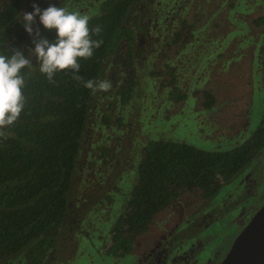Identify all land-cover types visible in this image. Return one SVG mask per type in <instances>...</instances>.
Segmentation results:
<instances>
[{
	"label": "rangeland",
	"instance_id": "374dc122",
	"mask_svg": "<svg viewBox=\"0 0 264 264\" xmlns=\"http://www.w3.org/2000/svg\"><path fill=\"white\" fill-rule=\"evenodd\" d=\"M195 1L152 0L147 7H136L144 28L135 39L132 67L127 73L121 72V64L115 66L108 61L96 80H107L112 87L106 92L92 93L87 125L67 192L65 218L42 264H128L127 255L115 262L101 253L105 241L99 235H108L107 226L119 215V198L128 192L122 188L128 187L125 175L133 171L136 177V162L144 144L149 139L160 138L206 151L224 150L237 139H244L259 123L264 114V75L256 71V62L251 59L255 43L262 45V40L261 43L258 40L259 30L252 24L258 12L245 17L241 24L245 29L248 26L244 47L236 48V40L241 38L234 22L229 20L236 14L220 22L204 1L200 5L204 14L198 15ZM57 3L69 11L87 15H91L95 6L94 0H82L79 4L53 0L50 4ZM162 9L167 11L166 18ZM136 10L130 12L127 24L133 23ZM155 10L157 17L160 15L156 26L151 21ZM260 12H264V0ZM193 15L196 16L191 31L194 35L187 40L185 48L171 47L164 58L160 57L165 46L161 47L157 39L170 40L179 22L190 20L191 24ZM206 21L209 27H205ZM204 32L207 39L201 40L199 36ZM111 69L117 73L115 79L108 76ZM170 70L178 92L184 95L182 99L170 97ZM130 73L134 83L126 96L121 92L120 96H124L121 100L117 92L130 79ZM203 91L213 98L209 108L201 105ZM101 116L107 117L105 127L100 126ZM106 151L113 154L107 164L104 163ZM114 189L117 191L112 194L114 200L104 201L106 193ZM263 203L264 146L237 177L222 184L208 199L198 192L181 193L154 216L148 232L136 239L140 248L136 247L134 252L140 254L141 248L152 246L151 237L157 239L155 228L161 223L162 228L171 230V238L165 245L169 257L185 253V264H218L232 240ZM100 241H103L101 246Z\"/></svg>",
	"mask_w": 264,
	"mask_h": 264
},
{
	"label": "trees",
	"instance_id": "16d2710c",
	"mask_svg": "<svg viewBox=\"0 0 264 264\" xmlns=\"http://www.w3.org/2000/svg\"><path fill=\"white\" fill-rule=\"evenodd\" d=\"M134 1L94 0L89 27L101 26L93 39L103 42L91 58L79 60L81 69L76 75L82 80L63 70L54 76V83L39 71L40 61L30 52L36 37L24 31L22 21L33 4L44 10L53 0L0 1V55L19 50L32 63L31 69L22 70L25 108L19 120L4 129L7 139L0 138V264H42L53 247L65 218L67 192L92 99V90L84 82L95 81L104 61H115L117 54L130 68L133 31L124 20ZM254 23L264 26V17ZM33 28L39 29L42 38H56L55 30L45 29L38 16ZM262 50L260 63L264 66V47ZM170 94L176 100L184 97L175 86ZM202 98L201 105L211 107L210 93L203 91ZM263 146L264 118L248 138L224 150L206 151L183 142L149 139L136 162V177L133 175L125 188L128 192L119 198V215L109 229L105 252L113 256L129 253L153 217L181 193L198 192L205 199L215 195Z\"/></svg>",
	"mask_w": 264,
	"mask_h": 264
},
{
	"label": "clouds",
	"instance_id": "9594fccd",
	"mask_svg": "<svg viewBox=\"0 0 264 264\" xmlns=\"http://www.w3.org/2000/svg\"><path fill=\"white\" fill-rule=\"evenodd\" d=\"M32 11L22 15L23 28L33 39L34 53L40 61L39 71L49 82L54 83V76L63 70H70L74 78L82 80L76 75L81 65L80 59H89L94 49L99 48L102 40L93 39L102 31L101 26L89 27L91 17L79 11H69L64 7L48 6L41 10L36 4ZM45 29L55 30L56 38L50 41L40 37L38 28L34 30L36 17ZM30 59L19 50H12L10 56L0 55V138L7 139L4 129L13 126L20 118L26 104L23 89L25 76L22 70L31 69ZM84 87L96 91H108L112 85L107 80H87Z\"/></svg>",
	"mask_w": 264,
	"mask_h": 264
},
{
	"label": "flooded vegetation",
	"instance_id": "af4514ba",
	"mask_svg": "<svg viewBox=\"0 0 264 264\" xmlns=\"http://www.w3.org/2000/svg\"><path fill=\"white\" fill-rule=\"evenodd\" d=\"M71 1L73 2V0H71ZM81 1L78 2V3L77 2H74V3L79 4V3H81ZM169 1H170V3L172 2V0H169ZM201 1H204V3L206 2L207 5L205 7L206 8L207 7L208 8H211V10H212V16H215V19L217 17V19H219L220 22H225L226 20L229 19V16L233 17V15L236 14L234 16V19L232 18L233 20L232 19H229V20H231V21L234 22L233 23L234 28L235 29H238V30H236L237 36L241 38V41H237L236 40V48H242V47H244V41H243L244 39H243V37H244L245 33L247 32L248 26L245 29V28H243L241 26V24L245 20V17L247 15L252 14V13L258 12L257 14H259V15L257 17H255V18H253L252 24H253V26H256L257 29L259 30V32H258L259 33L258 40H259L260 43H261V40H262V45L259 46V45H257L255 43L256 48H255L254 51H252V55H251L252 58L251 59H252V61L254 59V62H256L255 65H254L256 71L261 72L264 75V66L260 63V58H261L260 57V50L262 52L263 51L262 48L264 47V26L262 24L261 25H257V24L254 23V20L257 19L258 17H264V12H260L261 11V0H197L194 3V7L199 8V9H197L198 10V12H197L198 15H201V13L204 14V12L202 11V9L200 10V5H202V2ZM151 2H152V0H135L133 2V4L131 5V7H130L128 13H127V16L125 17L124 22H125L126 26L133 31V42H132V48H131L132 49L131 50L132 51L131 60L133 58V56H132L133 55V52H134L133 46L135 44L136 36H137L139 30L142 29V28H144V26L142 24H140V22L138 20V18H141L142 16L137 13L136 7L137 6L147 7ZM250 5H252L253 8ZM239 6H241V10L238 9ZM95 7H96V3H95V6L93 7L94 10H95ZM133 8H135V10H136V14L132 18L133 23L127 24V19H128L129 15H130V12L132 11ZM94 10L92 11L91 15H89V16L94 15ZM162 10L164 11V16L166 18V16H167V13L166 12L167 11L164 10V9H162ZM153 16L154 17H152V20L151 21H152V23H154V26H156L157 25V21H158L160 15H158V17H157V11L155 10L153 12ZM212 16L210 15L211 19H214ZM235 17H239L240 19L239 20L238 19H235ZM195 18H196L195 15H193L191 17V20L193 19V22H191V24L189 23L190 20H188L186 22H184V21L179 22V26H178V28L176 30L173 31V34H172V37H171L170 40L169 39H166V40L157 39L156 42L157 43L161 42V47L165 46L163 48L164 52L161 53V56L160 57L164 58L165 53L167 52V50L171 49V47L178 46L179 49H182V48L184 49L185 48V44H186L187 40L188 39L190 40L191 36L194 35V33L191 32V31H194V26H195L194 19ZM140 25H142V27H140ZM205 27H209L208 21L205 22ZM197 29L198 28H196V30ZM158 33H162V31L161 32L158 31ZM206 34L207 33L204 32V34H202L201 36H199V38L201 40H202L203 37L206 38ZM233 35H235V34H233ZM233 35H230V36L232 38H234ZM153 40L155 41V38H153ZM232 54H234V53H232ZM233 56H235V55H232V57ZM115 57H116L115 61H113L112 59H108L106 62L104 61L103 65L104 64H107L108 61H112V63L115 66L121 64V70H122L121 72H126L127 73V71L129 69H131L132 64H130V68H127L126 67V61H125V59L123 57L119 56V54H117V56H115ZM122 59H124V61H122ZM123 63H125V64L122 65ZM102 68H103V66H102ZM117 70H120V69H117ZM102 72H103V70L101 69L100 74H102ZM169 73H172V77H170V75H169V77H170L169 80L172 81V84H173V85H170V87L171 86L172 87H174V86L177 87L174 84L172 70H170ZM100 74L98 75V77L100 76ZM116 74L117 73L116 72L114 73L113 70L111 69L109 71V73H108V76H110L111 79L112 78L115 79V75ZM132 75L133 74L130 73V75H129L130 76V79H128V81H126V83L123 86V88H121L117 92V94H119V96H120L121 92H124L125 93L124 96H126L128 93L131 92V86H133L132 84L134 83L133 82L134 80H133V76ZM172 87H171V91H172ZM124 96H122V97L120 96L121 100H122V98ZM263 118H264V114L262 115L261 119L259 120V123L263 120ZM99 121H100V126H102V127H105L108 124L107 123V117L106 116H101L100 119H99ZM258 124L256 125V127L258 126ZM86 125H87V121H86ZM252 131L248 135L246 134V137L245 138H248V136L251 135ZM240 139H242V138H240ZM240 139H237V140H240ZM222 141H224V140H222ZM112 155L113 154L110 151H109V153H107V155H105V159H106V161L104 162L105 164L108 163V160L112 157ZM131 168H133V167H130L129 169H131ZM92 175H94L93 172H92ZM125 177L128 178V180L126 182L125 181H123V182L130 183L132 181V179H133V171H132V173L130 175H128V176L125 175ZM122 188H123V190H125V187L124 186H122ZM116 192L117 191L115 189L114 190H110L103 197V200L104 201L105 200H110L113 197L112 194H115ZM115 197L117 198V196H115ZM113 200L114 199H111V201H113ZM108 222H110V220ZM152 222H153V219H152ZM152 222H151V224L149 225V227L147 228V230L144 233L140 234L139 236H137L135 238V240L133 242V245H132L131 251L129 253L123 255V256H113V255L107 254L105 252V247L107 246L108 238H107V235H103V233H102L99 236L101 238L103 237L102 240H104L105 243H104V250L101 253H105V254L111 256L112 259L115 262H118L122 257H124V256L127 255L130 258V262L128 264H181V263H183L184 262V259H185L184 258V254L185 253H183V254L182 253L175 254L173 257H169L168 256V254L166 252L165 245L168 242V240L171 238V236H170L171 230H165L164 228H162L163 227V224H161V223H159V225L156 226V228H155L156 229V232H157V235H158L157 239L154 240L153 237H151L152 242H153L152 243V246L150 248L146 249V250H144L143 248H141L140 249V252H141L140 254H137L136 252H134V250H135L136 247H137L136 249H139L140 248V246L139 245L137 246V244H136V241H137L136 239H138L140 236H142V235L146 234V232H148V229L153 224ZM110 227H111V225H108L107 226V232H109ZM101 242H103V241H100V246H101ZM74 246H75V243H74ZM132 257L134 258V260L132 259ZM183 264H185V263H183Z\"/></svg>",
	"mask_w": 264,
	"mask_h": 264
},
{
	"label": "water",
	"instance_id": "95a60500",
	"mask_svg": "<svg viewBox=\"0 0 264 264\" xmlns=\"http://www.w3.org/2000/svg\"><path fill=\"white\" fill-rule=\"evenodd\" d=\"M218 264H264V203L232 240Z\"/></svg>",
	"mask_w": 264,
	"mask_h": 264
}]
</instances>
